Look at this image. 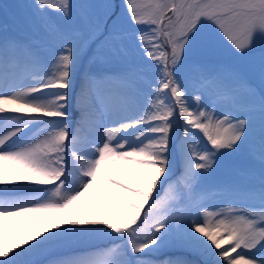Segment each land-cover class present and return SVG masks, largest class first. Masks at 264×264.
Masks as SVG:
<instances>
[{
	"label": "snow or ice",
	"instance_id": "6c2138e0",
	"mask_svg": "<svg viewBox=\"0 0 264 264\" xmlns=\"http://www.w3.org/2000/svg\"><path fill=\"white\" fill-rule=\"evenodd\" d=\"M26 7L0 32V264H189L149 258L168 247L264 264V0ZM85 58L119 67L85 71L77 92ZM240 152L244 184L205 185Z\"/></svg>",
	"mask_w": 264,
	"mask_h": 264
},
{
	"label": "rangeland",
	"instance_id": "374dc122",
	"mask_svg": "<svg viewBox=\"0 0 264 264\" xmlns=\"http://www.w3.org/2000/svg\"><path fill=\"white\" fill-rule=\"evenodd\" d=\"M31 2H32V0H0V11L2 10V12H4V18H1V16H0V32H2V30L5 27L7 28L8 32L10 34L18 32L20 27L22 26L24 20H25V17L30 12V9H28L26 7V5L30 4ZM77 2H79V0H77ZM123 2H124V0H117V1L114 0L113 1L114 5H116V6L119 5V8H118V6L116 7V11L120 10V6L123 4ZM101 3H104V1H102ZM223 46L225 47V49L230 47V45H228L226 40L223 41ZM256 55L257 56L259 55V49L257 50ZM219 61L222 64L235 67V68L239 69L241 72H246V70H247V64H248L247 60L234 58V57L230 56L226 51L219 57ZM114 65L115 64L109 65L107 67H102L100 65L94 64L91 66V68H89V66L87 64V59L85 58V60L82 61V64L80 67V69H82V71H80V69H79L77 72V76L79 79L78 80L76 79V91L77 92L79 91L80 77L84 74L85 71H92L94 73L100 72V71H96V68H94V67H98V68H102V69L108 68L109 71H115L118 69V67L115 69H112L111 67ZM74 102L75 101L73 100L71 109H73L75 107ZM242 153H244V152H242ZM234 155L239 156V158L242 160L241 164H243V165L239 166V167L243 170V173H248L249 170L254 166L253 162L249 159L247 154H246V156H244L247 158H244V157H240V155L238 153H226L225 155L220 157L219 164L212 171L211 175L205 179L204 183L206 186L211 188L213 186L220 185V184H226V183L244 184L247 181L246 175H242L241 173H236L234 171L235 170L234 164L231 161V159L234 160V157H233ZM255 167H258V165H255ZM179 175H180V169H179V165H178L177 169L175 171V176L178 177ZM209 199H210V203L215 205V204L220 203V200L222 199V197H219V195H217V196L211 197ZM257 210H259V209H257ZM87 248H88V245H79L78 249H74L73 247L62 249V250H60L61 253H59V251H58L57 253H55L49 257H46L45 260L54 259L57 257H72L75 255L82 254ZM172 248H176V247H168V248H165L163 250L168 251ZM69 249H73V251H71ZM163 250L159 253H155L153 256L150 257V259L155 260V261H160V259L161 260L164 259L163 256L168 255V254H164ZM181 250H185V249H181ZM178 254L181 255L180 257L183 260L187 261L188 257L186 256V253L180 252ZM172 255H176V254L173 253ZM233 255H235V254H233ZM199 256H201V255H199ZM201 257L198 260V259H196L195 255H194L193 259H191V260L193 262L199 261V263L203 264V261L205 258L203 256H201ZM189 261H190V259H189Z\"/></svg>",
	"mask_w": 264,
	"mask_h": 264
},
{
	"label": "trees",
	"instance_id": "16d2710c",
	"mask_svg": "<svg viewBox=\"0 0 264 264\" xmlns=\"http://www.w3.org/2000/svg\"><path fill=\"white\" fill-rule=\"evenodd\" d=\"M102 1L104 2H109L113 4L114 0H90V2H96V3H101ZM117 1V0H115ZM119 8V5H117ZM234 160L231 159L232 163L234 164V168H238L239 166H241V159L239 158V156L234 155ZM240 168V167H239ZM223 198V197H222ZM182 248L176 247V248H172L171 250H181ZM178 252V251H177ZM181 252H188L187 250L181 251ZM197 264H199L198 262H196ZM191 264V263H190Z\"/></svg>",
	"mask_w": 264,
	"mask_h": 264
},
{
	"label": "bare ground",
	"instance_id": "6f19581e",
	"mask_svg": "<svg viewBox=\"0 0 264 264\" xmlns=\"http://www.w3.org/2000/svg\"><path fill=\"white\" fill-rule=\"evenodd\" d=\"M80 71H82V69H80ZM76 79L78 80V76L76 75ZM74 108L73 109H70V111L74 110L76 108V104L74 102ZM30 187L32 188H38V187H47V186H42V185H30ZM33 193H27V192H21V193H17L16 194V197L19 198V197H23V196H28V195H32ZM3 194H0V196H2Z\"/></svg>",
	"mask_w": 264,
	"mask_h": 264
}]
</instances>
